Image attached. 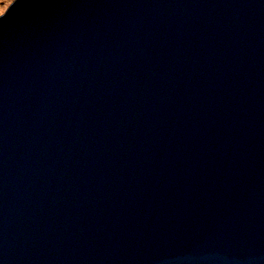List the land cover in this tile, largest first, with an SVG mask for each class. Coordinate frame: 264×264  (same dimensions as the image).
<instances>
[{"label": "water", "instance_id": "95a60500", "mask_svg": "<svg viewBox=\"0 0 264 264\" xmlns=\"http://www.w3.org/2000/svg\"><path fill=\"white\" fill-rule=\"evenodd\" d=\"M0 264H264V0L14 6Z\"/></svg>", "mask_w": 264, "mask_h": 264}, {"label": "rangeland", "instance_id": "374dc122", "mask_svg": "<svg viewBox=\"0 0 264 264\" xmlns=\"http://www.w3.org/2000/svg\"><path fill=\"white\" fill-rule=\"evenodd\" d=\"M15 0H0V16L14 3Z\"/></svg>", "mask_w": 264, "mask_h": 264}, {"label": "snow or ice", "instance_id": "6c2138e0", "mask_svg": "<svg viewBox=\"0 0 264 264\" xmlns=\"http://www.w3.org/2000/svg\"><path fill=\"white\" fill-rule=\"evenodd\" d=\"M22 4V0H15V2L7 9V12L3 16V18H0V24H2L8 17L10 10L13 9L14 6Z\"/></svg>", "mask_w": 264, "mask_h": 264}]
</instances>
